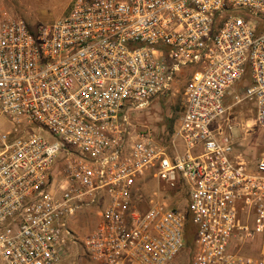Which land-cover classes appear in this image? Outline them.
<instances>
[{
  "label": "built area",
  "instance_id": "obj_1",
  "mask_svg": "<svg viewBox=\"0 0 264 264\" xmlns=\"http://www.w3.org/2000/svg\"><path fill=\"white\" fill-rule=\"evenodd\" d=\"M182 98L167 140L140 129ZM264 0H72L37 28L0 8V261L65 264L71 218L101 203L93 264H264ZM182 205V206H181ZM256 240L255 255L233 246Z\"/></svg>",
  "mask_w": 264,
  "mask_h": 264
},
{
  "label": "rangeland",
  "instance_id": "obj_2",
  "mask_svg": "<svg viewBox=\"0 0 264 264\" xmlns=\"http://www.w3.org/2000/svg\"><path fill=\"white\" fill-rule=\"evenodd\" d=\"M72 0H0V8L13 17L27 22L30 27L37 28L48 22L62 17L67 13ZM182 98L156 100L149 110L142 113L140 129L148 132L165 142L172 133L175 122L182 108ZM254 114L250 106L240 103L234 108L232 120L235 124V140L238 148L244 152L251 164L264 155V131L255 125ZM11 124L7 121L0 122L1 130H9ZM182 206V205H181ZM103 210L101 203L79 211L71 218L70 226L77 236V244L65 264H93L87 257L83 241L93 232ZM261 245L256 240L233 246V251H242L245 254L255 255ZM190 247L185 248L180 259L184 264L189 254ZM0 264L2 262L0 261Z\"/></svg>",
  "mask_w": 264,
  "mask_h": 264
},
{
  "label": "trees",
  "instance_id": "obj_3",
  "mask_svg": "<svg viewBox=\"0 0 264 264\" xmlns=\"http://www.w3.org/2000/svg\"><path fill=\"white\" fill-rule=\"evenodd\" d=\"M166 99L168 98H165V97L161 98V100H166ZM194 234H195L194 226L191 223H188L186 226V230H185V248L192 247Z\"/></svg>",
  "mask_w": 264,
  "mask_h": 264
}]
</instances>
